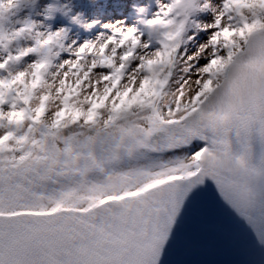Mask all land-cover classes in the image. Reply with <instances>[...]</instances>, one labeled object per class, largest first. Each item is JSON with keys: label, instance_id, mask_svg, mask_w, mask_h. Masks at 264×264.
<instances>
[{"label": "snow or ice", "instance_id": "snow-or-ice-1", "mask_svg": "<svg viewBox=\"0 0 264 264\" xmlns=\"http://www.w3.org/2000/svg\"><path fill=\"white\" fill-rule=\"evenodd\" d=\"M36 3L0 0V264H188L213 204L264 264V0L133 4L82 42L54 5L5 27Z\"/></svg>", "mask_w": 264, "mask_h": 264}, {"label": "rangeland", "instance_id": "rangeland-1", "mask_svg": "<svg viewBox=\"0 0 264 264\" xmlns=\"http://www.w3.org/2000/svg\"><path fill=\"white\" fill-rule=\"evenodd\" d=\"M133 4L142 5L141 7L151 11L156 10L155 0H134L133 2L129 0H39L38 4L22 6L19 10H13L15 14L8 17L10 23H6L5 27H12L13 25L19 27L15 22L25 19L39 24L43 21L42 9L48 5H54L62 8L67 16L58 13L52 21L43 22L46 25H51L53 30L65 28L70 40L82 42V38L93 39L102 31H106L101 25L108 23L109 20L128 19L132 22ZM73 17H77L80 23L74 24L72 22ZM93 20H97L99 23L94 29L85 31L83 25L91 23Z\"/></svg>", "mask_w": 264, "mask_h": 264}, {"label": "water", "instance_id": "water-1", "mask_svg": "<svg viewBox=\"0 0 264 264\" xmlns=\"http://www.w3.org/2000/svg\"><path fill=\"white\" fill-rule=\"evenodd\" d=\"M213 220L226 233V238L210 241L206 249L186 259L188 264H256L257 253L251 234L226 209L213 204Z\"/></svg>", "mask_w": 264, "mask_h": 264}, {"label": "clouds", "instance_id": "clouds-1", "mask_svg": "<svg viewBox=\"0 0 264 264\" xmlns=\"http://www.w3.org/2000/svg\"><path fill=\"white\" fill-rule=\"evenodd\" d=\"M38 3H39V0H37V4H38ZM57 8H59V7H57ZM13 10H16V9H15V8L9 9V6H8L7 4L4 6L3 16L5 17V20H7V18H8L9 16L15 14V12H14ZM63 11H64V10H63ZM58 13H59V14H63V12H57V13H54V15H56V14H58ZM41 14H44V9H42Z\"/></svg>", "mask_w": 264, "mask_h": 264}, {"label": "bare ground", "instance_id": "bare-ground-1", "mask_svg": "<svg viewBox=\"0 0 264 264\" xmlns=\"http://www.w3.org/2000/svg\"><path fill=\"white\" fill-rule=\"evenodd\" d=\"M114 22H115V20H112V21H111V20H109V21H108V23H114Z\"/></svg>", "mask_w": 264, "mask_h": 264}]
</instances>
